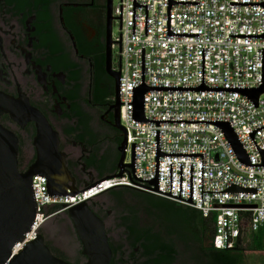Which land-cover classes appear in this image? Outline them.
Masks as SVG:
<instances>
[{
  "label": "built area",
  "instance_id": "obj_1",
  "mask_svg": "<svg viewBox=\"0 0 264 264\" xmlns=\"http://www.w3.org/2000/svg\"><path fill=\"white\" fill-rule=\"evenodd\" d=\"M112 14L123 163L132 168L63 197L32 176L35 217L11 254L59 212L126 186L195 209L210 222V246L234 249L264 226V93L256 102L244 94L264 85V0H117ZM140 89L143 120L134 117Z\"/></svg>",
  "mask_w": 264,
  "mask_h": 264
},
{
  "label": "flooded vegetation",
  "instance_id": "obj_2",
  "mask_svg": "<svg viewBox=\"0 0 264 264\" xmlns=\"http://www.w3.org/2000/svg\"><path fill=\"white\" fill-rule=\"evenodd\" d=\"M112 4L113 0L108 34L107 0H0L1 49L6 56L5 59L0 50V92L18 98L9 61L13 63L11 69L29 104L37 108L58 133L59 151L70 154L65 157V166L77 189L94 180L86 175L107 167L109 157L102 148L104 142L113 141L117 150L122 141L112 108L115 83L106 70L107 45L108 41L112 42ZM112 45L113 42L109 45L110 70L117 72L113 66ZM103 90L112 93L111 100L98 99V92ZM0 123L17 136L18 168L21 172L27 170L36 158L35 124L28 122L22 129L7 114L0 117ZM27 140L30 149H22V142ZM118 156L117 152L112 161L114 165ZM66 185L72 186V181H67ZM112 191L132 195L123 187ZM87 207L104 223L112 251L110 264H136L135 256H121L125 250L143 253L141 242L126 230L123 218L116 220L118 215H113V210L95 201L87 203ZM175 212L176 217L188 214L198 220L197 213L190 208L177 207ZM47 223L50 238H43L51 253L68 264H84L86 258L81 254L82 246L67 211L59 212ZM197 226L198 222L183 230L191 241L199 236ZM116 227L122 228V235L112 239L108 230ZM138 229L136 227L135 231ZM39 234L42 235L41 230ZM71 237L78 243V249L72 253L61 240H71ZM114 239L118 243H114Z\"/></svg>",
  "mask_w": 264,
  "mask_h": 264
},
{
  "label": "water",
  "instance_id": "obj_3",
  "mask_svg": "<svg viewBox=\"0 0 264 264\" xmlns=\"http://www.w3.org/2000/svg\"><path fill=\"white\" fill-rule=\"evenodd\" d=\"M110 7L111 0H107L108 34L110 32ZM2 43L0 38V50L6 59L1 49ZM111 43L108 41L106 70L115 83L112 108L115 111V127L121 132L122 141L117 147L119 156L115 167L118 172L103 178L121 177L125 166L132 168L131 164L123 163L126 145L124 130L118 123L119 72L110 70L109 45ZM7 62L17 85L18 98L13 99L11 96L0 92V117L7 114L22 129L28 122L35 124L36 133L33 138V145L36 149V158L27 170L21 172L18 168V138L0 123V264H68L51 253L41 234L36 235L34 240L25 244L16 255L11 254V248L22 240L24 233L29 230L35 217L36 205L31 182L32 176L45 178L47 196H74L78 189L73 187L75 180L65 166V157L70 154L59 151L58 133L52 130L41 112L29 104L26 93L20 89L16 76L11 69L13 63ZM144 91L145 89H140L136 92L134 99V117L137 120H143L142 95ZM261 93H264V85L253 92H244L254 102ZM219 126L224 131L238 158L242 162H246L245 155L232 130L226 124ZM67 181H72V186H67ZM93 185L94 180L90 179L83 186L90 188ZM235 189L232 188V190ZM66 211L81 243V254L86 258L84 264H110L112 251L104 223L87 207V202L82 201Z\"/></svg>",
  "mask_w": 264,
  "mask_h": 264
},
{
  "label": "rangeland",
  "instance_id": "obj_4",
  "mask_svg": "<svg viewBox=\"0 0 264 264\" xmlns=\"http://www.w3.org/2000/svg\"><path fill=\"white\" fill-rule=\"evenodd\" d=\"M117 0H113V4L116 5ZM112 38L118 35L117 26L113 25L112 29ZM113 57V66L117 65V57L116 50L112 51ZM16 130V129H15ZM19 134L18 129L16 130ZM30 141L22 142V149H30ZM104 153L108 155L109 161L108 165H106V169H112L115 163L114 160L116 158L117 150L116 145L113 141L104 142L103 147ZM125 160H130V155H126ZM113 161V162H112ZM111 174L105 173L102 177ZM97 179L98 173L91 172L90 175H86V178ZM83 187V186H82ZM120 200L111 194V192H107L100 197L96 198V203H101L108 207V209L113 210V215H118L115 217L118 218L128 217L135 219V223L138 228H150L154 233L158 234L160 237L171 241L175 244L176 249L178 250V256L176 260L172 264H226L222 259L217 257L215 254L210 253L206 250L209 242V229L211 228L208 222H200L198 224V233L199 236L196 240L191 241V239L187 238L186 234H184L183 230L186 228H191L193 224L196 223L195 219H193L188 214H183L184 217H176L174 212L172 216L165 217L164 214L160 211H153V213H149L150 208L148 204H146L143 200L137 199L130 194H123L120 196ZM92 202V201H91ZM182 210L186 209L184 206L180 207ZM182 215V214H181ZM122 216V217H121ZM114 219V218H113ZM205 224L208 228L207 231H204L203 228ZM42 232V236L46 238H50L49 225L47 221L40 228ZM39 230V231H40ZM108 232L110 233L111 238H115L118 235H122V228L116 227L114 230L109 228ZM39 234V233H38ZM254 234L260 235L261 246L260 248H256L255 243L252 242V239L246 238L239 247L233 251L236 256V264H264V230L257 231ZM71 240L61 239L64 241L63 243L67 245V249L69 251L75 252L78 249V243L76 240L71 237ZM183 240V242L181 241ZM114 243H118L117 239L113 240ZM125 254H122V257L135 256L134 260L136 264H144L146 258L142 255L143 253L138 250V252H133L125 250ZM135 264V263H134Z\"/></svg>",
  "mask_w": 264,
  "mask_h": 264
},
{
  "label": "trees",
  "instance_id": "obj_5",
  "mask_svg": "<svg viewBox=\"0 0 264 264\" xmlns=\"http://www.w3.org/2000/svg\"><path fill=\"white\" fill-rule=\"evenodd\" d=\"M112 93H109L107 90H103L102 92H98V99L102 100L103 102H106L107 100L112 99ZM116 171L115 165L112 167V169L107 170L106 168L99 169L98 177H102L105 173H114ZM125 188L129 193L132 194L133 197L137 199L143 200L146 204H148L150 211L149 213H153V211L157 212L160 211L164 214L165 217L172 216V214L175 212L177 207H183L182 205H179L177 203L168 201L166 199L157 197L152 194L143 193L139 191L132 190L127 187ZM111 192L113 195H115L118 200H120L121 194L114 193L112 190L108 191ZM189 209V207H185ZM190 210L197 213L198 224L200 222H208L210 225V222L206 219H204L201 214L196 211L195 209L190 208ZM123 221H125L126 224V230L131 233L135 234L136 240L138 242H141V245L143 247V256L146 258V261L144 264H171L173 263L177 256H178V250L176 251V246L171 241H168L162 237H160L158 234L154 233L150 228H144V229H138L139 231H135L137 225L135 219L123 217ZM130 224V225H129ZM211 227V225H210ZM138 228V227H137ZM209 227L206 226L203 228L204 231H207ZM209 241L211 240V231L212 229H209ZM264 230V226L259 229L258 231ZM249 239H252V242L255 243L256 248H260L261 246V240L259 234L251 233L248 235ZM239 246L235 247L232 250H215L213 249L210 244L206 248L207 251L210 253L215 254L217 257L222 259L226 264H236V256L234 255L233 251H235Z\"/></svg>",
  "mask_w": 264,
  "mask_h": 264
}]
</instances>
